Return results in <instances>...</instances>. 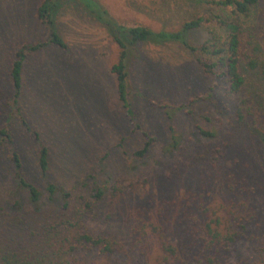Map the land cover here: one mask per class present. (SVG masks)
Masks as SVG:
<instances>
[{"label": "rangeland", "instance_id": "1", "mask_svg": "<svg viewBox=\"0 0 264 264\" xmlns=\"http://www.w3.org/2000/svg\"><path fill=\"white\" fill-rule=\"evenodd\" d=\"M39 1L0 0V90L9 88V64L16 47L46 39V29L35 15ZM98 1L116 20L154 30L176 29L183 20L207 13L205 7L197 8L190 0ZM57 8L55 25L68 48L45 46L30 54L23 76L24 115L49 149L45 176L37 164L38 140L17 122L14 128L15 146L25 172L44 195L37 206H29L25 193L14 185L11 163L0 152L1 222L16 213L21 219L13 218L12 226L26 229V220L36 219L45 209L58 211V195L50 201L45 194L48 179L56 180L75 200L88 197L96 185L131 183V193L111 205V212L116 214L110 221L102 217L85 221L92 234L110 233L121 239L124 250L106 259L91 252L75 254L84 264H120L138 261L148 249L145 241L132 236L116 216L119 210L126 213L138 202L144 209L155 211L166 205L170 223L163 225L183 247L197 235L196 231L191 234V226L197 225L199 200L241 202L257 193V185L249 190L248 182L264 179L260 147L234 125L230 103L216 79L202 71L184 45L145 44L132 52L127 90L135 118L130 120L116 101L110 71L118 53L115 43L99 23L70 0H61ZM206 37L203 28L189 34L193 43H201ZM211 87L212 96L207 98ZM161 104L182 108L168 120ZM0 120L7 118L0 116ZM134 123L153 138L149 152L141 158L134 152L145 140ZM170 124L178 141L172 152L166 150L171 143ZM196 125L215 131L217 136L200 135ZM199 193L203 198H196ZM17 201L19 205L13 206ZM257 205L256 221L226 255L229 263L264 264V202L260 200ZM145 240L149 246L155 241Z\"/></svg>", "mask_w": 264, "mask_h": 264}, {"label": "trees", "instance_id": "2", "mask_svg": "<svg viewBox=\"0 0 264 264\" xmlns=\"http://www.w3.org/2000/svg\"><path fill=\"white\" fill-rule=\"evenodd\" d=\"M60 1H39L35 15L46 29V39L23 42L16 47L9 64V88L0 90V116L7 118L6 121L0 120V152L11 163L15 187L25 193L29 206L33 207L41 202L44 194L25 172L20 152L15 146L14 128L17 122L38 140L37 164L41 175L45 176L49 168V149L29 126L24 115L23 76L30 54H36L45 46L61 50L68 48L54 20ZM70 1L99 23L118 49L110 71L114 76L116 101L125 116L130 120L135 118L127 90L132 52L145 44L179 43L187 48L206 75L216 79L224 98L230 103L228 108L234 125L243 129L260 147V160L264 161V0H190L197 8L205 7L207 13L185 19L172 30H154L142 24L127 25L116 20L98 0ZM198 28H203L207 37L201 43H193L189 34ZM212 89L209 88L207 98L212 96ZM159 107L168 120L182 108L165 104ZM188 113H191L190 109ZM134 127L141 129L145 140L143 147L134 152V156L141 158L149 152L153 138L140 125L134 123ZM196 128L202 136H217L213 130L198 125ZM169 129L171 143L166 150L172 152L178 141L171 124ZM47 181V199L52 201L58 195L59 210L45 209L36 219L26 220V229L12 226L13 218L21 219L16 213L0 221V264H84L75 258V254L91 252L106 259L124 250L121 239L110 233L92 234L85 221L97 217L110 221L116 214L111 212V205L131 193V183L96 185L88 197L80 196L75 200L70 191L56 180ZM248 185L249 190L257 185L258 191L247 195L241 202L209 203L199 200L197 225L191 226V234L196 231L197 235L183 247H179V238L163 225L164 222L170 223L166 205L156 207L155 211L144 209L138 202L139 205H133V209L126 213L119 210L116 216L128 227L132 236L145 241L148 249L145 257L138 261L120 264H240L229 263L226 255L235 243L244 239L250 223L256 221L258 201L264 202V179L260 182L252 180ZM196 198H203V193ZM18 205V201L13 204ZM144 238L155 240L154 244L149 246Z\"/></svg>", "mask_w": 264, "mask_h": 264}]
</instances>
